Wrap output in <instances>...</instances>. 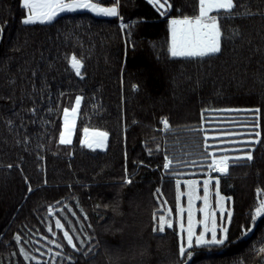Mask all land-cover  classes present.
<instances>
[{"label": "trees", "instance_id": "1", "mask_svg": "<svg viewBox=\"0 0 264 264\" xmlns=\"http://www.w3.org/2000/svg\"><path fill=\"white\" fill-rule=\"evenodd\" d=\"M234 3L241 15L222 21V51L186 59L168 52V20L198 14V0H169L167 16L149 0H120L116 17L75 11L34 25L21 23V0H0V264H264V215L251 220L264 200V0ZM77 95L73 142L61 145L63 109ZM256 108L258 128L247 111ZM85 128L108 132L104 150L79 144ZM205 136L217 159H253L218 176L232 213L226 242L182 258L176 220L153 228L167 205L176 215L177 179L180 191L197 180L201 195L214 158L203 155ZM166 155L182 175L166 173Z\"/></svg>", "mask_w": 264, "mask_h": 264}, {"label": "snow or ice", "instance_id": "2", "mask_svg": "<svg viewBox=\"0 0 264 264\" xmlns=\"http://www.w3.org/2000/svg\"><path fill=\"white\" fill-rule=\"evenodd\" d=\"M150 3L158 4L160 8L165 9L161 15H168L171 9L169 0H149ZM120 0H114V4L111 7H102L99 3H92L91 0H21L22 9L27 10L26 15L21 20L23 25H34V24H50L56 20V18L65 12H75L77 10L86 9L90 12H94L96 15L105 17H116L118 16V7ZM167 6V7H166ZM236 5L234 0H199V11L198 14L193 15H183L181 18H172L168 20V29L170 33V44L168 47V52L173 58H205L212 57L219 54L222 51V39L225 35L223 32L222 21L226 19H234L236 15H241L235 11ZM215 13V14H212ZM243 15H251V13H243ZM121 27L124 28L126 25L123 23ZM239 30H234L233 35H239ZM0 39H2V29H0ZM68 63L71 69L75 72V75L83 78L81 69L83 64L81 59L73 55L68 59ZM82 97L77 95L75 97V105L69 108L63 109L64 124L63 130L60 132L59 143L61 145L72 144V134L76 125V116L81 105ZM206 111V110H205ZM224 111H233L232 109H226ZM254 115V127L258 128L261 109H249ZM202 119L204 118V113L202 112ZM164 129L169 128L167 119L162 120ZM108 132L106 131H92L89 133V129H84V138L80 140V144L83 147L95 150L97 148L103 149L107 145ZM256 136L259 137L260 133L256 132ZM208 137L205 136L204 153L205 157L213 156L214 154L208 151L209 145L207 144ZM242 151V150H241ZM174 159L175 157H164L163 168L166 170L168 175L177 176L182 175L174 171ZM252 161L253 156L251 152H247L245 155L236 156L230 158L229 156H221L220 158H213L211 163L208 164V168L212 172L220 173L221 175L228 174L230 164L238 163L241 160ZM211 177L203 181V196L197 195V185L196 180H185L183 186L186 189L184 193H181V181L176 180V213L180 214L187 212V227L183 223L180 224L181 232L186 233V242L182 243L179 248L180 256L183 258L187 256L190 258L193 253L189 249L194 246H208V245H223L228 239V229L221 227L219 234L217 232V226L214 220V213L211 211L210 206V188ZM124 182L126 184L132 183V180L127 176ZM219 179H216V192H215V205L220 206V202L223 197H221L219 192ZM29 192L32 191L29 187ZM160 189L156 190L157 194L160 193ZM259 191V190H258ZM187 196V208L181 206V196ZM203 200V207L199 208V212L204 215V219L197 221L195 219L194 202L196 200ZM228 199H231L230 197ZM166 203V202H165ZM167 215L170 217L171 212L169 211ZM264 215V200H260L259 205L255 206L254 212L251 215L252 222H255L258 217ZM229 221L231 220L232 213L229 211L227 213ZM157 219V213H153V220ZM56 227L63 230V225L60 220H56ZM211 223V227H209ZM202 225L203 230L199 231L197 234V225ZM167 228H173V220L166 219L164 214L159 215V221L156 226H154L153 231L164 233ZM51 231V229H49ZM242 231H251V228L242 226ZM210 232V238H206V234ZM53 235L56 233L53 232ZM63 238L67 241V244L72 246L74 249L77 248L74 244L73 236L69 235L68 231L63 232ZM79 240V237H75ZM19 241V237H17ZM56 243V247L60 248L61 244ZM79 250V249H77ZM264 251V249H261ZM23 253L24 250L21 249ZM26 255V254H25ZM59 255V253H57Z\"/></svg>", "mask_w": 264, "mask_h": 264}, {"label": "rangeland", "instance_id": "3", "mask_svg": "<svg viewBox=\"0 0 264 264\" xmlns=\"http://www.w3.org/2000/svg\"><path fill=\"white\" fill-rule=\"evenodd\" d=\"M91 2H92V0H91ZM93 3V2H92ZM107 7H111V6H107ZM198 10H199V0H198ZM77 11H87V12H89L90 14H93V15H95L96 16V14L94 13V12H90V11H88V10H86V9H81V10H77ZM26 12H27V10H26ZM65 13H69V12H65ZM64 13H61L60 15H63ZM25 15H26V13H25ZM98 16H100V15H98ZM75 102V101H74ZM82 102V101H81ZM74 105H75V103H74ZM73 105V106H74ZM79 111V110H78ZM78 114H79V112L77 113V116H76V120H77V118H78ZM61 124H62V130H63V124H64V116L62 115V120H61ZM76 126V125H75ZM61 130V131H62ZM74 130H75V128H74ZM74 130H73V134H72V140H73V138H74ZM92 131H96V130H93V129H91V130H89V133H91ZM81 137H80V140L81 139H83L84 138V130H82V132H81ZM222 136H225V137H231V136H236V135H238V132H236V131H231V132H229V133H224V134H221ZM235 139H232V140H230V141H228V142H235L234 141ZM239 141H243V139L242 140H239ZM80 144V143H79ZM81 145V144H80ZM107 146V145H106ZM86 148V147H85ZM106 148V147H105ZM105 148H103V149H100V148H97V149H95V150H99V151H102V150H104ZM235 148V149H234ZM87 149H89V148H87ZM224 149V148H223ZM90 150H92V149H90ZM227 149H224V151H226ZM232 150H237V147H232ZM229 151V150H228ZM221 156H225V155H221ZM227 156V155H226ZM230 156V155H229ZM220 158V157H219ZM210 171V170H209ZM219 175H221L220 173H217V172H212V171H210L209 173H208V175L204 178V179H202L201 180V182H202V184H201V188H200V192H201V195H200V193H198V190H199V183H198V185H197V195L198 196H203V181L205 180V179H208L209 177H211L212 179H211V184L209 185V188H210V193H211V196H210V206H211V211L215 214L214 215V220H215V223H216V226H217V232H218V234H219V230H220V228L221 227H224V228H227L228 227V221H229V219H228V217H227V213L230 211V210H228V207H227V203H226V196H225V194H224V192H221L220 190H219V192H220V195H221V197H223L224 199H222L221 200V202H220V206L219 207H216V205H215V199H216V197H215V192H216V179L218 178V176ZM190 180H193L192 178H190ZM197 181V180H196ZM198 182V181H197ZM186 191V189L185 188H183V190L181 191V193H184ZM180 203H181V206L183 207V208H187V196L186 195H182L181 196V201H180ZM166 205V204H165ZM201 207H203V200L202 199H200V200H196L195 202H194V210H195V219L197 220V221H199V220H202V219H204V215L202 214V213H200L199 212V208H201ZM166 211H167V213L170 211L171 212V209L168 207V205L166 206ZM175 209H176V203H175ZM176 216V217H175ZM175 216H173L172 215V212H171V216L170 217H168L167 219H172L173 220V222H175V220H176V227H178V237H179V242H180V244H179V248H180V246H181V244L182 243H185L186 242V233H183V232H181V229H180V224L181 223H183L184 224V226L185 227H187V212H184V213H182V214H180L179 216L177 215V213H176V215ZM167 227V226H166ZM209 227H211V223H209ZM169 230H171V228H168ZM203 230V227H202V225H197V229H196V231H197V234L199 233V231H202ZM206 238H210V232L209 233H207L206 234Z\"/></svg>", "mask_w": 264, "mask_h": 264}]
</instances>
